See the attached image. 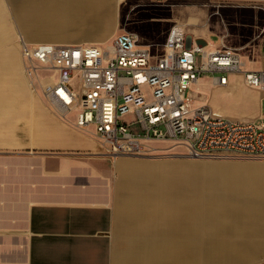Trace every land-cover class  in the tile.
Wrapping results in <instances>:
<instances>
[{
  "label": "crops",
  "instance_id": "1",
  "mask_svg": "<svg viewBox=\"0 0 264 264\" xmlns=\"http://www.w3.org/2000/svg\"><path fill=\"white\" fill-rule=\"evenodd\" d=\"M209 1L264 6V0ZM170 3L0 0V264H178L184 260L178 256V228L184 225L177 209L191 206L199 196H206V264L264 261V161L114 158L93 130L78 129L49 111L37 113L49 124L44 127L50 134L48 144L36 146V111L19 109L13 98L19 93L13 84H27L22 40L107 48L116 35L130 32L138 36L140 46L158 55L170 29L181 25L189 45L236 48L247 68L260 69L248 66L244 55L249 49L261 52L263 39L233 45L224 36L217 44L211 35L191 33L187 26L192 21L164 29L174 21L162 13ZM233 75L253 93L255 107L249 118H257L263 91L247 85L241 74ZM170 164L206 167L204 189L195 190L193 183L179 188L163 170ZM140 224L147 225L146 231Z\"/></svg>",
  "mask_w": 264,
  "mask_h": 264
},
{
  "label": "built area",
  "instance_id": "2",
  "mask_svg": "<svg viewBox=\"0 0 264 264\" xmlns=\"http://www.w3.org/2000/svg\"><path fill=\"white\" fill-rule=\"evenodd\" d=\"M163 46L155 55L136 34L122 32L107 48L22 40L21 50L26 73L58 116L93 130L114 158L264 159V120L228 117L188 94L205 76L226 86L233 73L264 93V67L247 68L233 47L189 45L181 25L170 29Z\"/></svg>",
  "mask_w": 264,
  "mask_h": 264
},
{
  "label": "rangeland",
  "instance_id": "3",
  "mask_svg": "<svg viewBox=\"0 0 264 264\" xmlns=\"http://www.w3.org/2000/svg\"><path fill=\"white\" fill-rule=\"evenodd\" d=\"M149 12L150 11L147 10L146 13L149 14ZM162 13L163 15H172V17H174V21L163 25L164 29H167L170 24H175L176 22L187 23L188 21H192V24L187 26V29L189 28L191 33H201L206 37L211 35L212 39H214L217 44L220 43V39L224 36H227L226 40L233 45H238L242 43L243 40L248 42L250 41L253 44L260 42L264 38V6L251 8L243 6H224L209 0H172L170 5L162 8ZM138 15L140 16V13ZM6 43H4V45ZM244 57L248 66L257 68L264 67V57L260 51H258V53H253L249 49ZM24 75L29 83L30 81H28V79H31H27V75ZM42 75L49 74L43 72ZM232 77H238L239 80H242L239 76L230 75V83L228 85L234 84L232 87H229L233 88L231 93H228L229 88H222L213 84L212 76H205L202 78V82L200 84L194 86L188 91V94L194 98L196 104L201 102L207 103L228 117L257 121L264 120V94L261 99V108L259 104L257 105V118L250 119L249 117L253 113L255 107L253 105V93L245 88L243 84L238 81V79L233 80ZM31 84V87L28 85L27 91L20 90L18 95L13 98L18 100L19 109L29 108L36 111L35 144L36 146H43L48 144L50 134L44 127L49 126V124L46 123V118L43 117L42 114L40 115L37 113L40 111H49L54 115L58 116V114L43 96L41 85L39 83ZM228 85H226V87ZM198 86L201 87L200 90L197 89ZM158 156L161 157L128 156V158L151 162L185 161L194 163H227L219 161H264V159L247 158H193L180 155H168L166 153ZM123 190L127 193L125 188ZM139 227L143 231H146L144 228L146 229L147 225L140 224ZM262 263H264V261L258 264Z\"/></svg>",
  "mask_w": 264,
  "mask_h": 264
},
{
  "label": "bare ground",
  "instance_id": "4",
  "mask_svg": "<svg viewBox=\"0 0 264 264\" xmlns=\"http://www.w3.org/2000/svg\"><path fill=\"white\" fill-rule=\"evenodd\" d=\"M28 78L30 76L27 74ZM28 81L30 82L27 84L22 81L15 82L12 87L15 91H27L28 85L29 87L32 85V79H28ZM143 166L149 169L152 165ZM163 170L172 175V181L179 188L187 189V183L189 186L193 183L195 190L204 189L201 184L206 181V167L195 164H170ZM177 215L179 221L184 225L182 228H178V256L184 259L178 264H206V196L195 197L194 203L189 207L186 204L184 207L180 206L177 209Z\"/></svg>",
  "mask_w": 264,
  "mask_h": 264
},
{
  "label": "flooded vegetation",
  "instance_id": "5",
  "mask_svg": "<svg viewBox=\"0 0 264 264\" xmlns=\"http://www.w3.org/2000/svg\"><path fill=\"white\" fill-rule=\"evenodd\" d=\"M134 28H135V26H134Z\"/></svg>",
  "mask_w": 264,
  "mask_h": 264
}]
</instances>
